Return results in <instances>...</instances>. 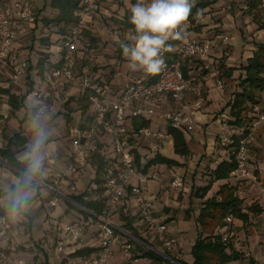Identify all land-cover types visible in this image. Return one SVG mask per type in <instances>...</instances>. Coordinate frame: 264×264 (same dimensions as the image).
<instances>
[{"label":"built area","instance_id":"1","mask_svg":"<svg viewBox=\"0 0 264 264\" xmlns=\"http://www.w3.org/2000/svg\"><path fill=\"white\" fill-rule=\"evenodd\" d=\"M101 1L80 0L79 7L74 12L75 19L68 26L65 38L59 46L58 62L44 71L41 84L26 96L27 99L36 101L34 106L36 111L41 107L47 110L50 100L58 97L59 93L67 99L69 91L74 89L85 95L89 103L91 120L86 122L84 129L78 130L79 134L70 138V161L66 171L57 174L58 179L67 174L81 177L83 166L98 151L103 136L108 137L117 158L116 167L107 169L101 193L103 208L97 216L96 230L98 246L93 253L80 257V264H107L115 249H118L128 262L131 261V242L124 240L117 232L118 228L112 218L126 189H129L133 196L138 213L152 230L154 239L168 250L174 246L176 240L169 236L167 222L157 215L151 200L144 195L142 189L143 183L149 179L157 180L158 175L151 170L146 172L140 170L135 161L137 150H133L140 141L150 139L151 150L157 152L169 135L166 130H154L148 125L135 127L133 121L155 119L165 123L167 127L186 132L203 130V125L189 115L191 112L202 110L206 104L196 70L212 74L216 87L224 89L225 82L219 76L218 68L210 61V55L229 42L227 34L211 40H199L189 35L188 31L201 20V13H196L182 26L183 39H176L171 50L164 51L165 65L159 73L152 75L142 72L135 79L126 81L120 90L114 91L110 85L92 77L87 68H81L78 62V58H81L78 44L83 40L86 25L97 13ZM259 6L264 15V0H259ZM36 19V12L27 0L0 2V74L11 71V79L7 77L8 85H12L11 81L16 80L28 66L27 61L20 59L13 48L17 32L25 24H34ZM111 30L113 35L119 34L115 28H110ZM261 95L264 99V88ZM252 112L254 119L249 131H239L229 124L227 117L222 116L219 122L220 133L216 135L221 146H226L231 141L230 136L235 137L232 153L236 166L231 177L239 198L243 186L248 181L255 179L260 186L262 183L253 178L248 155L249 148L255 140V128L264 125V103L254 104ZM3 133L4 126L0 121V146ZM129 138L132 139V144L129 143ZM41 184L51 188L45 182ZM182 184V178L175 176L169 181L168 186L171 189H179ZM71 188L74 189V186ZM52 189L53 196L47 203L49 206L57 205L58 198L62 196L60 190ZM261 190L264 191V185L261 186ZM86 218L84 212H77L75 219L64 225L63 233L74 242L79 241ZM232 221L231 215L224 219L225 230L222 234L224 241L230 236L228 227ZM19 234L18 225L0 213V260L8 259L7 250L15 246ZM56 249L59 252L63 251L61 242ZM241 256L242 260L236 259L222 264H244L250 253L243 252ZM18 264L21 262L18 261Z\"/></svg>","mask_w":264,"mask_h":264},{"label":"crops","instance_id":"2","mask_svg":"<svg viewBox=\"0 0 264 264\" xmlns=\"http://www.w3.org/2000/svg\"><path fill=\"white\" fill-rule=\"evenodd\" d=\"M5 1L7 0H0L1 3ZM195 1H204L206 6L203 8L201 13L200 22L197 26L191 28L188 31V34L199 40H211L218 38L222 34H227L229 42L225 46L226 49L222 47L219 50H214L210 55V61L215 63L218 62V59H220L226 67H232V69H230V73L227 76L223 77L225 88L222 90L220 89V95L214 100L208 98L206 86L207 82L213 81L214 76L212 74L205 73V75L200 78V83H203V92L205 94L206 104L202 110L191 112L189 115L195 121H198L203 125V130L183 132L185 142L191 155L188 160L189 162H179L181 164V166L178 167L179 169L174 165H167L164 167L151 165L147 171L151 170L156 173L158 175V179H149L147 182L142 184L144 195L151 200L157 215L167 221L168 234L176 240V246L174 245L172 248L174 256H169L164 253L162 249L158 248L159 245L155 242L152 230L146 225L144 218L138 213L135 200L129 189H126L124 197L112 218L118 228L117 232L124 240H130L133 245L132 259L129 262L130 264H179L177 263L179 260L178 258L183 260L185 263H190L192 261V256H189V259H186V254L191 255L190 249L199 234L202 233L203 235H206L211 231L214 233H223L225 230V226L222 228L202 226L197 218L201 212V208L204 206V201L212 196H215V193L221 184L228 183L230 185H234L233 178L231 176L227 179L215 180L211 175L212 170L221 161L228 159L227 149L219 146V143H215L217 140L216 135L220 130L219 122L222 117L221 115H223V113L218 114V112L223 108L222 104L225 105L229 100L231 92L235 88L236 78L240 73V70L236 69L237 63L240 64L255 48L253 44L254 42H264V30L258 29V25L256 26V22L254 23L252 18L258 8L259 0H230L231 9L228 13L229 21H226L225 17L218 14V8L216 7L218 0ZM136 2L137 0H102L97 13L91 20L88 21L86 25L83 41H87V38L90 36H95L96 31L101 36L102 41L106 42L114 40L115 38H113V36H109L106 33L105 28L101 29V22L105 20V23H108L111 28H122L124 43L125 45L128 44L126 40L132 36L130 9ZM110 4H116L117 8L115 10H111ZM253 5L255 6L253 7ZM44 10L45 8L42 6L41 11H35L37 18H47L53 16L56 12L55 9L51 8L47 15L46 10ZM256 18L258 17H255V19ZM110 19H112V21ZM236 22H240V25ZM32 25L33 24H25L17 32L16 39L13 43V48L17 54V45L32 34V31L31 33L27 31L30 27H32ZM223 26L232 27L234 31H239L238 33L240 36L244 38V43L241 46V58L238 61L231 60L228 56L234 50L232 42L235 39V34L223 31ZM55 28V25L51 27V29ZM243 29L247 30V35L243 33ZM24 31L26 32L22 33ZM53 34L56 35L55 33H52L49 36L50 41L53 40L51 38ZM50 46H46L48 48L46 51L52 53ZM78 46H81V43H79ZM58 49L59 47H56L53 55H59L57 54ZM79 53L82 56L81 51H79ZM53 55H50V60H55L57 58V56L53 57ZM28 68L29 67H27L26 70H28ZM30 70H28L26 76H29L30 72H34V70ZM36 78L37 84L40 85L42 77L38 75ZM126 80L125 77H122L118 84L112 83V89L114 91L120 90ZM25 81V83L29 86V82L32 83L33 79L29 76ZM30 88H32V85ZM11 90L15 93H21L20 89H17V87H15V89L11 88ZM59 96L62 98V93H59ZM73 97L77 104L83 103L84 105L83 100L80 98L79 90L74 89L69 91L67 100ZM53 99L50 100L48 108H50L49 106L53 102ZM261 101L264 103V99L262 97ZM3 104L7 110L0 112V114L3 118L9 119L11 117V114H9V107L7 103ZM224 111H227V109ZM87 112H89V107L87 108ZM15 113L16 111L13 115H15ZM79 115L81 116V120L78 124V130H80L79 125H86L84 124V115L82 116L80 113ZM152 122L161 123L155 119H150L148 126L151 127ZM151 128L153 129V127ZM166 129L160 130L165 131ZM12 130L13 133L18 132L14 131V129ZM19 132L27 137V147L31 139V132L28 133L23 130H19ZM9 134L10 132L7 133L8 137ZM12 134H10V136ZM70 138L71 137L67 138L64 143V149H62L61 152L49 149V156L45 164V178L42 182L50 185L51 188L43 186L41 183L37 185L36 196L33 201H31L28 211L23 213V217L19 222H16L20 228V234L17 242L14 247L7 250L8 259L6 261L0 260V264H18V261H20L21 264H80L79 257L71 256L75 249L89 247L94 248V251L96 250L98 246L96 237L97 215L94 214V216H87L81 238L77 242H74L67 237L62 230L63 224L72 222L75 219L77 212H79L80 209H83L69 196L86 192V194H89L85 196L86 198H94L91 191L96 186L93 182V178L95 176L94 157H90L86 165L83 167V170L85 167H89L90 171L94 172V175L84 178L82 170V175L79 178L71 174L65 175L62 179L57 178V174L66 171L67 165L70 161ZM102 141L103 144L99 153L104 154L107 153V149L111 150V146L108 138L105 137ZM150 143V139L140 141L137 144V152L142 156L144 153H141L140 148H143L144 145L149 146ZM48 147L50 148L49 144ZM172 151L173 143L172 138L169 136L163 141L157 152H161L160 154L162 156L170 157ZM23 152L24 150L19 152L17 154V158H19ZM248 156L249 166L251 167L254 175L253 178H256L259 181L264 180V125H260L255 128V140L249 148ZM188 173L192 174V179L211 181L209 183V188L202 192V190L197 189H201L204 186H195L192 184L190 189H188V187L184 185V177ZM15 174L17 175L13 174L12 176L13 185L19 177L18 172ZM174 175L181 176L182 178L183 184L179 189H171L168 186L169 181L175 177ZM72 186H74V189L71 188ZM244 186L245 187L242 192L243 195L241 196L242 204H244V206L242 205L243 211L246 212L247 207L251 205L257 206L261 209V211L258 213H249L247 221L233 217V221L228 227L230 231V241L232 243L233 250L237 253H250V257L244 260V264H259L264 262V194L258 191L255 179L248 181ZM52 188H57L62 193V196L58 198V203L55 206H49L47 204L49 199L53 196ZM45 193L49 194V198L47 200L43 199V195ZM5 194L6 192H3L0 187V195H3L6 201L7 197ZM5 201L2 207H5ZM67 215L72 216V218H70L72 221L69 222L70 219H66ZM121 216H126L131 221V226L133 227L132 232L124 228V220ZM178 224H181V227ZM133 232H135V234ZM60 242L64 245L63 251L61 252L56 249V246ZM147 252H153L162 260L157 261L152 259L147 255ZM111 256H113V261L118 260L115 262H119L123 255L118 251V249H115ZM114 257H116V259ZM115 262L112 264H115Z\"/></svg>","mask_w":264,"mask_h":264},{"label":"trees","instance_id":"3","mask_svg":"<svg viewBox=\"0 0 264 264\" xmlns=\"http://www.w3.org/2000/svg\"><path fill=\"white\" fill-rule=\"evenodd\" d=\"M80 0H49V5L52 9H55L56 12L53 16L43 18L45 24H53L57 29V32L61 35V41L65 38L67 33L68 26L71 22L74 21V12L79 7ZM206 6L204 1H195L194 6L192 7L191 14L188 18H191L196 13H202L203 8ZM255 5H253L254 7ZM37 17V15H36ZM37 20V19H36ZM256 23L258 29L264 30V17L259 16L256 18ZM86 29V28H85ZM49 37H45L43 42L49 46L54 44L57 41L49 42ZM47 40L49 43H47ZM176 39H170L168 44L171 47L175 44ZM83 40L80 42L82 43ZM56 44V43H55ZM59 44V46H60ZM58 46V43L56 44ZM254 49L251 53L240 63L238 67L240 73L236 78V84L234 90L231 92V96L226 104L223 106L221 111L227 109V119L231 126L235 127L239 131L247 132L250 129V124L254 119V114L252 112V106L256 103H260L261 94L264 88V42L254 43ZM80 49V46H78ZM50 52L45 51L41 54V57L37 61L38 75L41 77L45 70L55 66L58 62V57L55 60H50ZM84 67L83 64L81 68ZM88 70V73L95 77L97 80H101L102 83L108 84L111 86L110 81L106 82L101 78V74L93 70V66H85ZM30 68H28L29 70ZM205 72V71H204ZM27 76L26 78H28ZM31 83L29 82V88ZM112 87V86H111ZM32 90V88L27 89L25 93H15L11 90V85L4 86L0 85V94L5 95L7 100L6 103L9 107V114L13 113L24 106L25 98L27 94ZM80 98L84 102V110L81 114L84 115L85 123L89 122L91 119L90 112H87L89 103L87 98L83 94H79ZM68 102V101H66ZM3 119V116L0 114V120ZM149 119L137 120L134 119L133 125L136 126H145L149 124ZM86 125H79L80 130L84 129ZM167 134L172 138L173 151L181 155H188L190 152L188 150L187 144L183 136V130L167 127ZM231 141L223 148L228 151V159L221 161L211 172L213 179H227L231 176L232 171L235 169L236 163L234 160L233 149L235 145V137L230 136ZM105 139V137L103 136ZM102 138V139H103ZM108 138V137H106ZM109 140V139H108ZM27 137L21 132H15L6 139L5 144L0 146V158L5 160L6 163L11 165L12 168L18 170V176L24 171V165L21 164L17 158V154L26 149ZM129 143L132 144V139H128ZM108 142V141H107ZM106 143V142H105ZM103 141L100 142L98 151L94 153L91 157L95 158V176L93 182L96 185L92 189L91 193L94 198H86V192L80 193L78 195H70L69 197L76 202L83 209H80V212H84L86 216H99L103 208V199L101 198V193L103 190V185L105 181V175L108 173V168H115L117 165V158L111 148L107 149L104 154L99 153V150L102 148ZM110 144V141H109ZM111 146V144H110ZM134 151L137 148H133ZM141 155L139 153L135 154V161L138 168L144 172L154 164L164 163L168 166L172 165H181L179 162L169 159L168 157L162 156L159 152H155V156L150 158L146 163H139ZM264 185V180H262ZM14 186V185H13ZM12 186V187H13ZM209 188L204 186L201 189L202 192L206 191ZM236 188L234 185L228 183H223L220 185L219 189L215 193V196H212L204 201V206L201 208V212L198 215V221L202 226H212L222 228L225 226L224 219L226 216L231 215L234 218L247 221L249 213H258L261 211L255 205L247 207L246 212L243 211L242 199L239 198L236 193ZM7 203L5 201V207L0 206V213L3 215L7 214ZM124 220V228L133 231L131 226V221L126 216H121ZM167 222V221H166ZM228 231V230H227ZM135 234V232H133ZM223 233H214L209 232L206 235L202 233L196 238L194 244L190 249V254L192 256V261L190 263H185L178 260L179 264H222L229 262L231 260L243 259L240 253H237L233 250L232 243L230 241V236L226 241L222 239ZM94 252V248L83 247L77 248L71 254L74 257H82L89 255ZM147 255L154 260L161 261L162 259L155 255L153 252H147Z\"/></svg>","mask_w":264,"mask_h":264},{"label":"rangeland","instance_id":"4","mask_svg":"<svg viewBox=\"0 0 264 264\" xmlns=\"http://www.w3.org/2000/svg\"><path fill=\"white\" fill-rule=\"evenodd\" d=\"M32 8L37 12V10L41 11L42 6H44L46 13L48 15V13L51 10V7L49 5V0H27ZM110 8L111 10H115L117 8L116 4H110ZM230 5H231V1L230 0H218L217 3V8H218V14H220L221 16L225 17L226 21L228 20V13L230 12ZM224 9V10H222ZM44 10V11H45ZM221 11V12H220ZM262 16L264 17L262 10L258 4V8L256 9V12L254 14L253 21L254 23L256 22L255 17ZM257 18V19H258ZM43 17H38L36 20V23L32 25V27H30V29H28L27 31H29L32 34L29 35L25 40H23L20 44L17 45L18 49V56L20 59H26L27 64L31 70H34V72H30L29 76L30 78L33 79V82L31 83L32 85V89H37L38 88V84H37V78L36 76H38L37 72H38V66H37V61L38 59L41 57V54H43V52H45L46 50H48V48L46 47L47 44L45 43V41L43 42L44 38L47 36L49 37L52 33H55L56 35H52V41H57L55 42L56 44L58 43V46L54 43L51 44L50 46V39L49 42L47 40V43H49V46L51 47V52L50 55H53L56 50V47H59V42H60V37L61 35L57 32V29L59 27H56L55 29H51V27H53V24L49 26V24H45V22H43ZM112 21V19H110ZM240 25V22H236ZM257 26V23H256ZM105 28L106 33L109 36H113V38H115L114 40L111 41H102L101 40V36L99 35V33L96 31L95 36L93 35V37H89L87 38V41H83L81 43L80 46V51H81V58H78V62L80 65L83 64V66H93V70L99 72L101 74V78L112 84H118V82L120 81V79L122 77H125L126 81H130L132 79H135L136 77H138L140 74H142L143 71H132L128 68V63L129 61L127 60V58L123 55V47L125 46L124 43V38H123V30L122 28H118L116 29L118 31V35H113L112 33V29L110 31V26L108 25V23H105V20H103L101 22V29ZM223 31L227 32V33H234L235 34V39L232 42V45H234V50L232 51L231 54H229L228 56L230 57L231 60H239L241 58V53H242V48L241 46L244 43V38H242L240 36V34L236 31L233 30L232 27L229 26H223ZM243 33L245 35H247V30L243 29ZM26 31L22 32L25 33ZM132 36L126 40V42H128V45H131L134 42L135 39V31H134V27L132 25ZM94 34V32H93ZM112 38V39H113ZM254 42V41H253ZM255 43V42H254ZM253 43V44H254ZM120 44V45H119ZM53 46V48H52ZM225 48V47H223ZM226 49V48H225ZM218 50V49H217ZM250 50V49H249ZM59 51V49H58ZM250 52V51H249ZM251 53V52H250ZM58 54V53H57ZM57 55H53V57H56ZM59 56V55H58ZM57 56V57H58ZM54 59H52L53 61ZM222 60V59H221ZM223 62L220 61V59H218V62L214 63V67H217L219 70V76L220 77H225L230 73V69H232V67H226L225 64H222ZM240 64L237 63V70H239ZM29 69V70H30ZM229 69V70H228ZM30 70V71H31ZM222 70V71H220ZM198 72V81L200 82V78L203 77L205 75V72L203 70H196ZM28 72V70L24 69L21 74L19 75V77L16 80H12L11 83V88L15 89V87H17V89H20L21 93H25V91L27 89H30L29 86L25 83L26 81V73ZM7 77L11 79V71H7L6 73L2 72L0 74V85H4L7 86L8 81H7ZM202 80V79H201ZM125 81V82H126ZM15 86V87H13ZM112 86V85H111ZM207 86V93H208V98L209 99H216L217 96L220 95V89H218L216 87V85L214 84V82H207L206 83ZM201 87L202 90L203 88V83L201 82ZM204 93V92H203ZM205 95V94H204ZM6 96H3L0 94V112H4L7 110V108L4 106L3 103H6ZM68 102H66V101ZM25 103L24 106L22 108H20L19 110L16 111L15 115H10L11 117L9 119H1L0 121L2 122V125L4 126V133H3V137L1 139L2 144L4 145L6 142V139L8 138L7 133L10 132V134L13 133L14 131H19V130H23V131H27L28 133L30 132V128H29V122L33 116V114L36 112V110L34 109V106L36 105V101L34 100H30L25 98ZM214 103V102H213ZM49 104V103H48ZM224 106V104H222ZM83 103H76L73 98L70 99H64L63 97L61 98L60 96H58V98H54L53 102L51 103V105L49 106L50 108H47L46 112L48 115V127L49 130L51 132V136H50V140L48 142L51 150L55 151L58 150L59 152H61L62 149H64V143L66 142L67 138L69 137H73L77 134H79L78 131V124L80 123V115L82 110H84L83 108ZM222 106V107H223ZM222 110V109H221ZM219 110L218 114L223 113L224 117H227L228 113L227 111H221ZM8 113V111H7ZM3 114V113H2ZM9 115V114H8ZM83 116V115H82ZM151 127H153L154 130H160V129H166V124L165 123H155L152 122L151 123ZM12 130V131H11ZM6 131V132H5ZM15 133V132H14ZM220 133V130L218 131V134ZM9 134V136H10ZM70 140V139H69ZM216 144L219 143V140L215 141ZM220 144V143H219ZM221 146V145H219ZM223 147V146H221ZM144 148V151H143ZM143 148H140L141 153L143 154L140 159H139V163L143 164L146 163L150 158L155 156V152L153 150H151L150 145H144ZM161 153V152H160ZM190 153L188 155H181L178 153H175L174 151L171 152L170 157H168L169 159L178 161V162H186L188 163L189 158H190ZM86 165V164H85ZM84 165V166H85ZM154 165H158V166H167L164 163H157ZM83 166V167H84ZM175 167H179L181 165H174ZM179 169V168H178ZM20 173L18 170H15L14 168L11 167V165H9L8 163H6L5 160L0 158V187L2 188L3 192H6V197L8 196V192L12 189L13 186V181H12V176L17 175L15 173ZM90 175H94L93 171H90V168L85 167L83 170V176L84 178H87ZM175 176V175H174ZM181 177V176H179ZM211 181H201L198 179H192V174L188 173L185 175L184 177V185L188 187V189H190L191 185L194 184L195 186H208L209 183ZM256 183V182H255ZM257 188L258 191L262 194H264V191L261 190V186L259 184H257ZM245 186H243L244 188ZM242 188V189H243ZM243 194H241L242 196ZM49 198V194L45 193L43 195V199L47 200ZM187 198V195H186ZM4 196L0 195V206L2 207L4 204ZM244 206V204H242ZM72 218L71 215H67L66 219H70ZM67 221V220H64ZM72 221V219L69 220V222ZM66 224V223H65ZM62 226V228L64 227V225ZM181 227V224H178ZM171 227V226H170ZM179 227V226H178ZM155 242L157 243L158 248L162 249V251L166 254H168L169 256H174V253L172 252V247L170 250L164 248L157 240H155ZM52 245V243H51ZM132 245V243H131ZM175 245V244H174ZM62 246L64 247L63 243ZM176 246V245H175ZM133 251V245L131 248V252ZM189 256L191 257V255L186 254V259H189ZM113 256H110L108 259L107 264H112L115 261H113ZM117 257V255H116ZM116 257H114L116 259ZM180 261V258H178ZM25 261V260H24ZM129 262L126 260L125 257H121L119 262H115V264H128ZM178 263V262H177ZM130 264V263H129Z\"/></svg>","mask_w":264,"mask_h":264},{"label":"clouds","instance_id":"5","mask_svg":"<svg viewBox=\"0 0 264 264\" xmlns=\"http://www.w3.org/2000/svg\"><path fill=\"white\" fill-rule=\"evenodd\" d=\"M195 0H137L131 6L130 22L135 39L123 47V55L132 71L157 74L165 65L163 53L170 51V39H183L182 26L191 14ZM31 139L19 162L24 171L14 182L7 196V217L19 222L36 196V187L45 178V164L49 156L51 132L48 115L41 107L29 122Z\"/></svg>","mask_w":264,"mask_h":264}]
</instances>
